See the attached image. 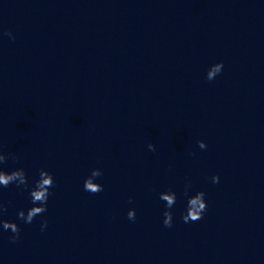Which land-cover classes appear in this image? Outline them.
<instances>
[{"label":"clouds","instance_id":"clouds-1","mask_svg":"<svg viewBox=\"0 0 264 264\" xmlns=\"http://www.w3.org/2000/svg\"><path fill=\"white\" fill-rule=\"evenodd\" d=\"M8 36L10 39H15V36L11 30H5L2 33ZM223 62H218L209 67L206 73V79L208 81L214 80L223 71ZM200 149H206L207 145L204 141H197ZM150 151H156L153 144H148ZM194 155V153H193ZM11 159L13 161H19V156L12 153H4L0 150V165H4ZM102 176V171L99 168H94L91 174L84 180V190L97 194L103 191V186L95 182L96 178ZM220 177L218 175L212 176V183H219ZM14 184L17 188H23L27 190L31 199L32 207L28 208L25 212L23 209L17 212V219L23 221L26 224H31L37 216H42L47 212V204L49 197L52 195L50 189L54 187L55 181L52 174L44 169L39 170V178L36 179L32 185H29V178L25 170L21 168H15L12 171H5L0 167V188H7L9 185ZM191 184L185 185L184 195L188 197L185 214L182 215L184 223L197 222L203 219L204 213L207 211V202L205 200L206 193L198 191L194 195L189 196L188 191ZM159 199L165 202V211L163 212V224L165 227H172L173 213L170 209L176 204V193L169 188L167 191L159 194ZM129 203H132V199L129 198ZM7 212V206L0 202V228L4 231H10L12 235L9 240L12 243L18 242L20 239V227L16 222L3 219V215ZM127 218L131 221H135L136 212L135 209H130L127 213ZM48 222L44 220L41 222V230L47 228Z\"/></svg>","mask_w":264,"mask_h":264}]
</instances>
